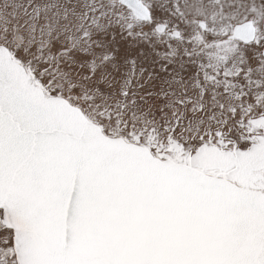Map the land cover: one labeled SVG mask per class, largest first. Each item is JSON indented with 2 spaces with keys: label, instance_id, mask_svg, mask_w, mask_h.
<instances>
[{
  "label": "snow or ice",
  "instance_id": "obj_1",
  "mask_svg": "<svg viewBox=\"0 0 264 264\" xmlns=\"http://www.w3.org/2000/svg\"><path fill=\"white\" fill-rule=\"evenodd\" d=\"M0 264H264V0H0Z\"/></svg>",
  "mask_w": 264,
  "mask_h": 264
}]
</instances>
